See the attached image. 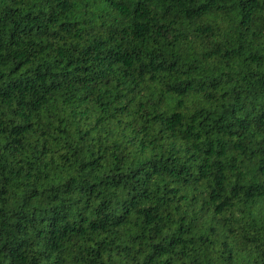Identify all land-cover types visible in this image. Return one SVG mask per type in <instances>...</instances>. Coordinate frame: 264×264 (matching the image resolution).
Instances as JSON below:
<instances>
[{
  "label": "trees",
  "instance_id": "obj_1",
  "mask_svg": "<svg viewBox=\"0 0 264 264\" xmlns=\"http://www.w3.org/2000/svg\"><path fill=\"white\" fill-rule=\"evenodd\" d=\"M0 264H264V0H0Z\"/></svg>",
  "mask_w": 264,
  "mask_h": 264
}]
</instances>
